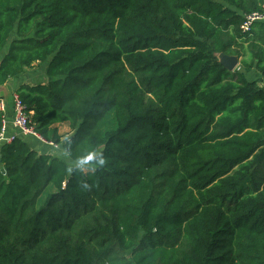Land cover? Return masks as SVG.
I'll use <instances>...</instances> for the list:
<instances>
[{"label":"trees","instance_id":"16d2710c","mask_svg":"<svg viewBox=\"0 0 264 264\" xmlns=\"http://www.w3.org/2000/svg\"><path fill=\"white\" fill-rule=\"evenodd\" d=\"M263 9L0 0V86L45 66L15 92L68 154L0 144V264H264V21L242 28Z\"/></svg>","mask_w":264,"mask_h":264},{"label":"built area","instance_id":"2783aa9c","mask_svg":"<svg viewBox=\"0 0 264 264\" xmlns=\"http://www.w3.org/2000/svg\"><path fill=\"white\" fill-rule=\"evenodd\" d=\"M264 21V9L261 11H256L249 14L246 17V20L242 26L244 31H250L252 25L256 22ZM0 108L2 111L6 112L7 107L5 103V99H0ZM12 101H13V126L15 128V132L13 134H8V123L6 121V117L3 121L2 130L0 133V144L3 142H12L17 137H24L26 139L35 138L42 142L48 143L55 148H58V144L53 142H49L45 140L35 129L34 124L31 120V113L27 110V105L23 102V99L17 92L12 93Z\"/></svg>","mask_w":264,"mask_h":264},{"label":"crops","instance_id":"0c3cea01","mask_svg":"<svg viewBox=\"0 0 264 264\" xmlns=\"http://www.w3.org/2000/svg\"><path fill=\"white\" fill-rule=\"evenodd\" d=\"M240 64L241 63L239 62V65L237 66L236 69H240ZM33 68L27 69L26 72L22 76L16 79H12L10 82H8L5 85L7 86L8 91H9V97L5 99V103L7 107L6 121L8 123V130H7L8 134H13L15 132V128L12 122L13 121L12 93L15 92L16 89L20 87L23 83H26V82L33 83L39 80L46 81L47 79L45 75V70H46L45 66H41V70L39 71H36L35 68L34 69ZM242 72L244 73L247 79H260L261 78L260 74L256 71V69H244L242 70ZM29 142L32 148L39 152H48L55 156H61V157H64V159H68V156L65 155L66 151L62 149L63 147L62 144H58V148H55L54 146L48 143H45V142H40L37 144V140H35V138H29ZM39 144H41L42 146H40Z\"/></svg>","mask_w":264,"mask_h":264},{"label":"clouds","instance_id":"9594fccd","mask_svg":"<svg viewBox=\"0 0 264 264\" xmlns=\"http://www.w3.org/2000/svg\"><path fill=\"white\" fill-rule=\"evenodd\" d=\"M67 156L68 154L65 153ZM90 157V163L91 161H95V165L98 168H103L107 164V158L104 155V152L99 149H93L90 154H88ZM83 161L79 160L77 162L70 163V166L68 167V171L72 173L73 175H77V185L78 187L82 188L83 190H90L92 185L85 179L81 178V169H82Z\"/></svg>","mask_w":264,"mask_h":264},{"label":"water","instance_id":"95a60500","mask_svg":"<svg viewBox=\"0 0 264 264\" xmlns=\"http://www.w3.org/2000/svg\"><path fill=\"white\" fill-rule=\"evenodd\" d=\"M219 61L230 71H234L239 65V57L235 55H227L224 53L218 54ZM9 91L7 86H0V99H7Z\"/></svg>","mask_w":264,"mask_h":264},{"label":"rangeland","instance_id":"374dc122","mask_svg":"<svg viewBox=\"0 0 264 264\" xmlns=\"http://www.w3.org/2000/svg\"><path fill=\"white\" fill-rule=\"evenodd\" d=\"M33 67L35 68L36 71L41 70V65H37V64H36V65H34ZM33 67H31V68H33ZM34 68H33V69H34ZM39 81H40V80H39ZM60 127H61V131H62V132H66V133H68V132L70 131V128H69V126H68L67 124H62V125H60ZM38 141H39V140H38ZM38 141H37V144L41 142V141H40V142H38ZM42 144H43V143H42ZM39 145L42 146L41 144H39ZM62 149H63V147H62ZM63 150H64V149H63ZM49 190H50V189H49ZM45 196H46V194H45L43 197H45Z\"/></svg>","mask_w":264,"mask_h":264}]
</instances>
